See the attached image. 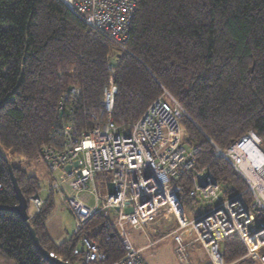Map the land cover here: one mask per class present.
I'll use <instances>...</instances> for the list:
<instances>
[{"label":"trees","instance_id":"16d2710c","mask_svg":"<svg viewBox=\"0 0 264 264\" xmlns=\"http://www.w3.org/2000/svg\"><path fill=\"white\" fill-rule=\"evenodd\" d=\"M115 49L107 35L62 0H0V206L19 202L11 168L29 204L43 187L5 150L40 160L69 87L80 91L74 120L89 126L87 118L100 106L111 65L116 123L135 122L168 90L188 114L185 143L198 148V167H209L226 196L243 193L250 201L245 180L216 156L213 144L224 149L253 131L264 150V0H137L126 51L112 56ZM194 173L179 179L180 198L190 215L200 212L199 199L189 195ZM50 194L29 221L0 209L2 255L17 264H52L35 246L33 228L45 250L71 264L81 259L73 250L82 234L100 245L109 262L124 256L108 214H96L83 232L55 243L46 227L55 209ZM260 217L264 220V213ZM222 249L227 264L246 254L236 234L224 239Z\"/></svg>","mask_w":264,"mask_h":264},{"label":"built area","instance_id":"2783aa9c","mask_svg":"<svg viewBox=\"0 0 264 264\" xmlns=\"http://www.w3.org/2000/svg\"><path fill=\"white\" fill-rule=\"evenodd\" d=\"M62 1L87 25L110 38L116 47L112 56L126 51L137 0ZM112 67L109 66L111 75L100 106L87 118L89 126H81L74 120L79 89L69 87L63 91L53 137L41 151L40 162L48 167L53 180L49 192L64 196V186L72 191L64 201L76 218V233L83 232L96 214L111 211L118 216L114 226L122 239L123 257L109 262L100 245L86 234L81 235L73 254L85 264H146L143 248L135 247L129 237L128 224L145 233L149 239L148 247L171 237L176 256L183 264H191L189 246L193 242L205 247L212 264H227L222 244L232 234L238 235L243 242L246 257L264 264L261 251L264 248V220L260 217L264 213V150L258 135L249 131L224 149L213 144L216 156L226 159L245 180L252 199L248 201L243 193L226 196L209 167H198V148L185 145L188 130L183 119L188 114L168 90L164 89L135 122L129 125L115 123L113 111L117 87ZM252 139L255 140L253 144L249 143ZM6 151L12 158L13 154ZM21 156L16 154L15 160ZM76 162L77 166H74ZM69 165L71 171L66 170ZM192 169L195 173L191 177L189 195L198 198L205 209L189 219L180 198L183 187L179 179ZM57 173L58 179L55 178ZM101 174H106L103 179ZM110 181L115 184V193L109 192ZM91 186L90 191L96 195L94 205L81 196ZM32 202L37 211L44 204L39 196ZM129 207L132 211H127ZM172 216L177 222L174 229L159 231L153 228L172 222ZM152 231L158 235L156 239L149 238ZM51 256L56 257L53 253Z\"/></svg>","mask_w":264,"mask_h":264},{"label":"rangeland","instance_id":"374dc122","mask_svg":"<svg viewBox=\"0 0 264 264\" xmlns=\"http://www.w3.org/2000/svg\"><path fill=\"white\" fill-rule=\"evenodd\" d=\"M113 54V53H112ZM186 126V125H185ZM185 145L187 147H190L189 144L186 142ZM1 151L4 152V150L1 148ZM6 156L15 164H20L22 167L26 168L31 174L39 175L42 171L48 170V167L40 162V160H29L25 156L19 157L16 159V154H13L12 158L11 155L5 150L4 152ZM41 171V172H40ZM106 174H101L100 178L103 179ZM55 178H59V173L55 174ZM109 177H112V172H109ZM41 180V179H40ZM43 187L39 193V196L46 199L48 197V191H49V184H46L48 179H42ZM99 182V181H98ZM67 186H64L65 194L64 196L60 193L55 192V209L50 213L46 227L48 230L50 229V232L54 235L60 234L63 235L65 233L68 238L70 236L74 235L76 233L77 229V222L76 218L74 217L73 213L70 211V209L66 206L64 197H68L71 195L72 191L71 189H65ZM92 189V186L85 192H87L89 195H91V198L89 199V204L94 205L96 203V195L93 194L90 190ZM102 191L101 187L99 188V195L101 196ZM102 197V196H101ZM199 209L202 211L205 209V206L203 204H199ZM30 213H33L35 211L34 204L30 207ZM127 211H132V207L127 208ZM108 216L112 219L113 224L117 223L118 216L114 214L113 212H108ZM189 219H193V215H190L188 213ZM172 222H164L162 223V227L165 229H174L177 226V222L174 221V217H170ZM127 231L129 233V237L134 244L135 247H140L142 245L149 244V240L146 237L145 233H143L140 229L134 228L132 225H126ZM163 228V229H164ZM165 231V230H163ZM191 239V238H190ZM154 246V245H153ZM151 247V246H150ZM148 247L146 250L143 248V257L146 263L148 264H183L175 253V244L172 238H167L162 240L161 243L158 245H155L154 247ZM189 252H190V263L191 264H205L208 262V254L206 252V249L203 247V245L199 242H193L189 246ZM0 264H17L16 261L13 259L7 258L2 253H0ZM74 264H84V262L81 259H77Z\"/></svg>","mask_w":264,"mask_h":264},{"label":"water","instance_id":"95a60500","mask_svg":"<svg viewBox=\"0 0 264 264\" xmlns=\"http://www.w3.org/2000/svg\"><path fill=\"white\" fill-rule=\"evenodd\" d=\"M74 166H77V162L74 164ZM71 169H72L71 165L66 167V170H68V171H71ZM10 172H11L12 181H13V184H14V187H15L19 202H18L17 205H15L13 207L0 206V209L14 211L18 215H20L22 219H24L25 221H29V219H30V214H29L30 204L27 201V199L25 198V196L23 195V193L21 192V189L19 187L18 181H17V179H16V177L14 175V172H13L12 168L10 169ZM108 188H109V192L110 193H115V184H114V182L110 181L108 183ZM31 237H32L37 249L52 264H71L68 261L61 260L58 257L51 256V254L42 247V245L40 243V240L37 237L36 232H35V230L33 228H31Z\"/></svg>","mask_w":264,"mask_h":264},{"label":"crops","instance_id":"0c3cea01","mask_svg":"<svg viewBox=\"0 0 264 264\" xmlns=\"http://www.w3.org/2000/svg\"><path fill=\"white\" fill-rule=\"evenodd\" d=\"M22 156H24V155H22ZM25 157V156H24ZM16 161H18V160H16ZM41 172V171H40ZM41 180L42 179H48V181H47V183L46 184H49V183H51L52 182V175H51V173H50V171L48 170V172H47V170H46V168H45V170L44 171H42L41 173H40V176L39 175H37ZM66 190L67 189H69L68 188V186L65 188ZM48 197L46 198V199H44V198H42L41 196V198L45 201V200H47L49 197H50V192L48 191ZM81 196L82 197H84L85 199H90L91 198V195H89L87 192H83L82 194H81ZM53 200H55V197H54V195H53ZM89 202V201H88ZM30 206H32V205H30ZM32 214V213H31ZM47 227H48V224H47ZM157 228L159 231H163L165 228L164 227H162V226H153V228ZM164 228V229H163ZM47 232H48V234H49V236L52 238V240L55 242V243H57V244H60V243H62V242H64V241H66V240H68V239H70L72 236H70V238H68L67 237V235L65 234V233H63V235H60V234H57V235H55V233H54V235L50 232V229L48 230V228H47ZM158 235L155 233V232H151L150 233V236H149V238L150 239H156V237H157ZM148 238V237H147ZM167 238H171V237H167ZM167 238H164V239H167ZM164 239H162V240H164ZM149 240V239H148ZM162 240L161 241H159V242H157L155 245H158L159 243H161L162 242ZM149 242V241H148ZM148 245L149 244H146V245H142V246H140V247H137V248H145V250L148 248ZM154 245V246H155ZM154 246H151V247H154ZM150 247V248H151ZM204 247V246H203ZM205 248V247H204ZM149 249V248H148ZM207 252V251H206ZM190 260H191V257H190ZM146 264H148V263H146ZM205 264H212L211 263V261H210V259H209V257H208V262L207 263H205ZM229 264H262L259 260H255V259H253V258H251V257H246V256H243V257H241V258H239V259H237L235 262H233V263H229Z\"/></svg>","mask_w":264,"mask_h":264},{"label":"clouds","instance_id":"9594fccd","mask_svg":"<svg viewBox=\"0 0 264 264\" xmlns=\"http://www.w3.org/2000/svg\"><path fill=\"white\" fill-rule=\"evenodd\" d=\"M38 196H39V195H38ZM36 197H37V196H36ZM39 197H40V196H39ZM32 204H34V202L31 201L30 205H32ZM30 207H31V206H30ZM30 207H29V210H30ZM34 207H35V211H34V212H38L37 209H36L35 204H34ZM29 214H30V219H32L33 216H34V214H33V213L31 214L30 211H29ZM30 219H29V220H30ZM53 254H54V253H53ZM54 255H55V254H54ZM55 256H56V257H59V256H57V255H55ZM53 257H54V256H53ZM65 261H67V260H65Z\"/></svg>","mask_w":264,"mask_h":264},{"label":"bare ground","instance_id":"6f19581e","mask_svg":"<svg viewBox=\"0 0 264 264\" xmlns=\"http://www.w3.org/2000/svg\"><path fill=\"white\" fill-rule=\"evenodd\" d=\"M116 92H117V90H116ZM115 95H116V93H115ZM114 121H115V120H114ZM115 123H116V122H115ZM116 124H119V123H116ZM254 141H255L254 139L249 140V143L253 144ZM35 197H36V196H35ZM35 197H33V198H35ZM33 198H31L30 201H32ZM154 245H155V244H154ZM50 254H51V253H50Z\"/></svg>","mask_w":264,"mask_h":264}]
</instances>
